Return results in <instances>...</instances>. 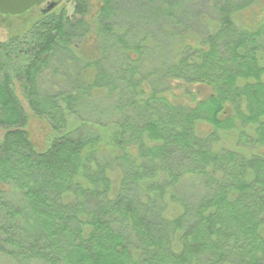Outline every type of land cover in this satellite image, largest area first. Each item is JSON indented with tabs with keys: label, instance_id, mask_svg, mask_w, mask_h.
<instances>
[{
	"label": "trees",
	"instance_id": "1",
	"mask_svg": "<svg viewBox=\"0 0 264 264\" xmlns=\"http://www.w3.org/2000/svg\"><path fill=\"white\" fill-rule=\"evenodd\" d=\"M72 1L0 14V255L264 264L263 0Z\"/></svg>",
	"mask_w": 264,
	"mask_h": 264
},
{
	"label": "rangeland",
	"instance_id": "2",
	"mask_svg": "<svg viewBox=\"0 0 264 264\" xmlns=\"http://www.w3.org/2000/svg\"><path fill=\"white\" fill-rule=\"evenodd\" d=\"M47 1L48 3H50L51 1H59L60 4L61 3L64 4L67 1L66 12H68L69 15H71L73 12L72 11L73 9L72 0H47ZM45 6H46L45 4H41L39 6H36L34 10L38 12L41 9H43ZM125 6L127 9L125 14L128 16V18H130L138 26L139 30H146L144 29V27L147 25V22L149 20L147 21V15L143 13V10H139V8L137 7L138 5L135 8L132 6V4H126ZM263 8H264V0L261 6L259 7L255 6L253 7L252 10L243 13L244 14L243 18L246 19V18L253 17L254 15H261ZM119 17H120L119 15L118 17L115 16V18H119ZM90 19H93V17L90 16ZM119 23H121L120 25H122V20L121 21L119 20ZM13 25L14 27H17L18 29H21L20 27L21 24L14 23ZM140 34L142 33L139 32V35ZM42 86L51 88L50 87V77L43 82ZM13 88L15 90L16 96L18 97V99H20L22 105L24 106L26 110L27 124L24 126V129L29 132V138L31 139V141H33V143L36 145L38 149H45L47 143L49 142L48 141L49 138L55 136L54 135L55 133H53L52 130H50L48 123L44 119H40L27 108V99H25L24 88L21 86V84L17 82L16 80H14ZM67 118H68V122L70 125V123L74 121V119L69 116ZM105 132L106 134H108L107 130H105ZM3 134H4V129L0 127V141L3 137ZM227 142H230V140H228ZM111 177H113V175ZM0 264H16V263L14 262V260H11L7 257H3L0 255ZM32 264H36V263H32Z\"/></svg>",
	"mask_w": 264,
	"mask_h": 264
},
{
	"label": "water",
	"instance_id": "3",
	"mask_svg": "<svg viewBox=\"0 0 264 264\" xmlns=\"http://www.w3.org/2000/svg\"><path fill=\"white\" fill-rule=\"evenodd\" d=\"M44 0H0V14L18 15L28 11L31 7L39 5ZM54 3H50L42 12L50 10Z\"/></svg>",
	"mask_w": 264,
	"mask_h": 264
},
{
	"label": "flooded vegetation",
	"instance_id": "4",
	"mask_svg": "<svg viewBox=\"0 0 264 264\" xmlns=\"http://www.w3.org/2000/svg\"><path fill=\"white\" fill-rule=\"evenodd\" d=\"M43 4L47 5V4H48V1H47V0H45Z\"/></svg>",
	"mask_w": 264,
	"mask_h": 264
}]
</instances>
